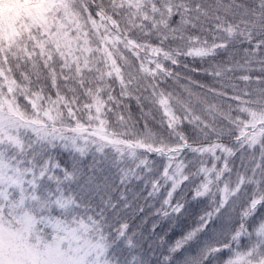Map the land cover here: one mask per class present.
Returning a JSON list of instances; mask_svg holds the SVG:
<instances>
[{"label": "snow or ice", "instance_id": "6c2138e0", "mask_svg": "<svg viewBox=\"0 0 264 264\" xmlns=\"http://www.w3.org/2000/svg\"><path fill=\"white\" fill-rule=\"evenodd\" d=\"M0 264H264V0L0 19Z\"/></svg>", "mask_w": 264, "mask_h": 264}, {"label": "trees", "instance_id": "16d2710c", "mask_svg": "<svg viewBox=\"0 0 264 264\" xmlns=\"http://www.w3.org/2000/svg\"><path fill=\"white\" fill-rule=\"evenodd\" d=\"M22 1L21 0H0V11H8L12 12L13 10H21L22 9ZM5 4L8 6L6 7Z\"/></svg>", "mask_w": 264, "mask_h": 264}, {"label": "rangeland", "instance_id": "374dc122", "mask_svg": "<svg viewBox=\"0 0 264 264\" xmlns=\"http://www.w3.org/2000/svg\"><path fill=\"white\" fill-rule=\"evenodd\" d=\"M22 1V8H23V6L27 3V0H21ZM19 11L20 10H13L12 12H6V11H4V12H2V11H0V19H3L4 18V16L6 15V14H8V15H11V14H18L19 13Z\"/></svg>", "mask_w": 264, "mask_h": 264}]
</instances>
